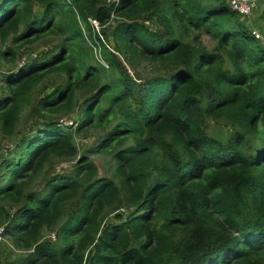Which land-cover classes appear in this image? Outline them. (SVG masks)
<instances>
[{
  "label": "trees",
  "instance_id": "16d2710c",
  "mask_svg": "<svg viewBox=\"0 0 264 264\" xmlns=\"http://www.w3.org/2000/svg\"><path fill=\"white\" fill-rule=\"evenodd\" d=\"M112 14L126 60L162 72L139 83L106 77L96 57L117 62L87 18L106 25ZM241 18L225 0H0V61L58 37L48 53L0 72V133L15 134L34 88L61 77L0 159V229L30 250L0 264H264V43ZM79 91L74 125L55 120ZM207 119L234 130L208 135ZM88 128L102 130L89 152L108 157L110 176L77 151L71 130ZM49 158H75L72 171L30 190ZM53 228L58 244L41 241Z\"/></svg>",
  "mask_w": 264,
  "mask_h": 264
},
{
  "label": "rangeland",
  "instance_id": "374dc122",
  "mask_svg": "<svg viewBox=\"0 0 264 264\" xmlns=\"http://www.w3.org/2000/svg\"><path fill=\"white\" fill-rule=\"evenodd\" d=\"M105 1L107 3H111L113 0ZM258 1L259 0H256V4L254 5V7L257 5ZM34 10L36 11L37 8H34ZM110 16L111 17L109 18L108 23L106 25H98L95 23L89 24L87 18V22L92 32L94 41L98 44L99 47H101L102 51H106L111 56H114V59L117 62V65L111 66L108 62L109 58L108 60H105L102 56L99 58V64L104 68V74L106 75V77L108 78L110 76H117L118 74H123L132 79L134 82L139 83L143 79H146L148 76H154L162 72L161 70H159L158 66L155 63H152L150 61L140 60L138 58H134L131 61L126 60V55H124L116 48L114 40L111 36L112 27L115 25L118 18H116L113 14ZM251 16H253L252 12L248 17H242L241 19L246 20V23L251 31L254 30L259 34V37L256 39L262 42V40H260V37L264 39V29L256 30L255 26L260 29V25H258V23L261 22L263 19L262 17L255 18L254 27H252ZM143 23L147 25L151 24V22L147 19L143 20ZM200 40L202 45L206 49L210 50L212 48L214 42L210 38H208L206 34L201 33ZM57 41L58 37L54 35H47L33 41L30 44L20 45L19 48L15 50L17 54L11 63L0 61V72H8L10 69H14V67L18 66L22 62L21 60L25 61L29 58L38 57L43 52L48 53L50 49H53L55 42ZM7 44L8 43L3 42L1 46L6 47ZM92 50H95L96 54H98L97 47H92ZM59 83H61V77L58 75L51 74L45 77L44 80L34 88L31 94L30 105L27 108L23 109L18 119V123L14 129V131L16 130V133H13L9 137H5L0 133V159L1 157H3L4 154H6L10 149H12L14 144L22 137V135L24 134L23 132L27 129L28 125L36 120V113L33 111V108L37 107L36 103L38 98L54 89ZM1 88L2 84L0 83V90ZM84 95L85 94H83V91L76 92V106L74 107L72 112L65 116H61V114L52 115L54 119L62 121V123L66 125H74V121L78 115V106L80 105V101L82 100ZM204 124L207 134L211 136L219 135V129L224 130L227 135L234 130L230 129L228 125L225 124V121L223 119L217 121H214L213 119H207L205 120ZM71 127L73 128V126ZM71 132V137L77 147V151L79 153H87L89 155L90 160H92L96 167L97 174L110 176L111 168L108 157L105 155H100L99 153L89 152L93 148L97 138H99V136L102 134V130L97 128H88L78 133L73 132L72 130ZM74 162L75 158H72L68 161H62L57 158H49L42 165L39 174L36 175V177L29 182L28 188L33 191L41 190L45 186V182L48 178H51L53 175L56 174L71 172L72 165ZM2 205L5 210H10L13 208L9 203H3ZM1 227H4L3 224L0 226V228ZM54 233V228L45 230L42 232L43 235H41L42 238L40 240H49L57 242L56 235ZM29 252L30 250H21L16 248V246L11 241L10 237L0 229L1 262L5 261V259H20Z\"/></svg>",
  "mask_w": 264,
  "mask_h": 264
},
{
  "label": "built area",
  "instance_id": "2783aa9c",
  "mask_svg": "<svg viewBox=\"0 0 264 264\" xmlns=\"http://www.w3.org/2000/svg\"><path fill=\"white\" fill-rule=\"evenodd\" d=\"M226 4L228 5L229 9L231 11H234L236 14H238L241 17H248L255 5L256 0H225ZM89 24L95 23L100 25L95 19L88 18ZM251 34L258 38L259 34L255 32L254 30L251 31ZM96 54V51H95ZM99 56V54H96ZM99 61L100 57H96Z\"/></svg>",
  "mask_w": 264,
  "mask_h": 264
},
{
  "label": "crops",
  "instance_id": "0c3cea01",
  "mask_svg": "<svg viewBox=\"0 0 264 264\" xmlns=\"http://www.w3.org/2000/svg\"><path fill=\"white\" fill-rule=\"evenodd\" d=\"M251 12L253 13V16H251V20H252L251 25H252V27H254V19L257 18V17H262L263 20L258 23V25H260V29L257 28L256 26H255V29L256 30L264 29V1L263 0H259L257 5L255 7H253ZM260 40H262V42L264 43V39H262L260 37Z\"/></svg>",
  "mask_w": 264,
  "mask_h": 264
}]
</instances>
